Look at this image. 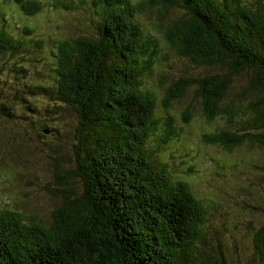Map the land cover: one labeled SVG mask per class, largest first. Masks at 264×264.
<instances>
[{
	"label": "trees",
	"instance_id": "16d2710c",
	"mask_svg": "<svg viewBox=\"0 0 264 264\" xmlns=\"http://www.w3.org/2000/svg\"><path fill=\"white\" fill-rule=\"evenodd\" d=\"M79 1L52 0L51 5L54 11H75ZM93 3L103 22L96 36L50 44L36 36L34 27L12 18L13 11L24 18L40 14L42 0H0L5 80L20 100L40 98L50 105L45 111L56 122L41 126L40 136L49 134L46 161L61 188L51 195L62 200L48 222L0 203V264H232L220 251L207 252L210 211L187 181L175 176L169 162L162 161L159 150L177 137L179 128L170 110L191 86L198 87L207 123L224 117L235 120L240 132L205 135L207 144L228 152L241 145L264 146V2ZM148 9H156L163 19L181 13L165 28V42L192 69L207 70L197 79L158 81L157 86L166 87L161 102L155 91L142 89L144 78L154 75L161 46L137 20L138 12ZM35 51L44 54L45 74L51 73L47 80H32L40 71L30 76L27 59L31 61L29 54ZM241 75L248 76L246 86L231 92L233 80ZM6 90L0 85V118H11L14 108L1 97ZM31 107L26 110L33 118L26 122L32 123L41 110ZM64 108L78 123L70 157L62 144ZM182 117L190 122V108ZM151 138L154 150L148 146ZM251 168L264 173V164ZM256 211L264 217V206ZM249 233L244 264H264V219Z\"/></svg>",
	"mask_w": 264,
	"mask_h": 264
},
{
	"label": "rangeland",
	"instance_id": "374dc122",
	"mask_svg": "<svg viewBox=\"0 0 264 264\" xmlns=\"http://www.w3.org/2000/svg\"><path fill=\"white\" fill-rule=\"evenodd\" d=\"M95 1L86 0V3H81L80 0L75 11H54L52 0H42L43 11L40 14L24 18L20 12L13 11L12 18L34 27L36 36L44 38L50 44L84 36L94 37L98 33L97 26L103 23L94 9L99 7L94 3L93 7L91 6V2ZM156 11L148 9L142 14L138 12L137 20L142 23V29L147 36L158 39L161 44L154 75L151 78L145 77L142 85V89L155 91L158 101L161 102L166 87L157 86L158 81L166 83L165 81L186 76L189 78L196 76L197 79L200 75H205L207 70L192 69L190 62L179 57L165 42V28L181 13L175 11L163 19L159 18ZM4 21L7 22L6 19ZM3 25L0 17V28ZM16 26L17 24H12L13 28ZM29 56L32 59L31 61L27 59L29 62L27 66L31 68L30 76L33 77L34 72L40 71V77H33L32 80H45L51 73L45 74L47 65L46 61H43L44 54L35 51ZM4 59L6 58L0 59L2 75L0 85L7 90L1 97L3 101L14 104V108L9 110L8 116L11 118H0V203L7 208L22 210L27 216L52 221V214L59 210L62 200L59 196L54 197L51 194L61 188L56 185V176L46 161V152L50 146L46 143L50 141L49 134H44L45 137L40 135L43 132L41 126L54 124L56 119H51L50 111H45L46 106L50 107L45 100L40 98L20 100L16 91L5 80L7 66L3 63ZM219 68L226 69L224 66ZM247 79V75L235 78L231 92L246 86ZM197 88L191 86L185 98L174 102L170 113L176 117L178 135L165 148L159 150L160 156L162 161L169 162L177 178L187 181L196 198L210 211L209 228L205 235L208 238L207 252L220 251L230 263L244 264L245 256L249 254L251 236L249 232L264 219L263 214L256 211V208L264 206V173L251 168L253 164L256 166L264 164V146L249 149L246 145H241L233 152H228L220 146L207 144L204 141L205 135L226 129L234 132L238 128L235 120L230 122L224 117L207 123L202 104L196 96ZM28 105L41 110L40 116L34 117L32 123L26 122L27 118H33L32 111L26 110ZM188 108L192 119L185 123L182 116ZM161 110L164 114L163 109ZM60 120L64 124L62 144L67 149L66 155L70 157L73 155L71 139L78 126L77 119L71 111L64 108ZM237 133L240 134L238 131ZM9 141L12 142L11 146ZM155 145V139L151 138L148 146L154 150ZM29 152H32L33 156H30ZM157 152L155 158L158 159Z\"/></svg>",
	"mask_w": 264,
	"mask_h": 264
}]
</instances>
